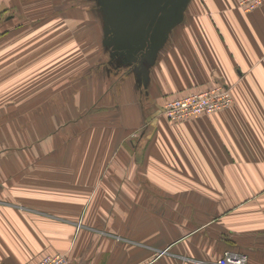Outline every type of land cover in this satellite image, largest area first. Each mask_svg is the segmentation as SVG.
<instances>
[{
	"label": "crops",
	"instance_id": "1",
	"mask_svg": "<svg viewBox=\"0 0 264 264\" xmlns=\"http://www.w3.org/2000/svg\"><path fill=\"white\" fill-rule=\"evenodd\" d=\"M60 1L0 0V264H216L227 250L264 264V5L192 0L152 71L158 113L127 133L91 114L60 124L61 110H91L85 88L76 106L60 99L102 56ZM222 84L228 109L159 116Z\"/></svg>",
	"mask_w": 264,
	"mask_h": 264
},
{
	"label": "water",
	"instance_id": "2",
	"mask_svg": "<svg viewBox=\"0 0 264 264\" xmlns=\"http://www.w3.org/2000/svg\"><path fill=\"white\" fill-rule=\"evenodd\" d=\"M94 1L104 54L109 60L120 57L124 67H133L135 87L147 95L152 71L174 31L185 22L192 0Z\"/></svg>",
	"mask_w": 264,
	"mask_h": 264
},
{
	"label": "rangeland",
	"instance_id": "3",
	"mask_svg": "<svg viewBox=\"0 0 264 264\" xmlns=\"http://www.w3.org/2000/svg\"><path fill=\"white\" fill-rule=\"evenodd\" d=\"M67 4L73 6L71 7V9L77 10V13L74 12L75 14H72L73 15L72 17L74 18L76 25L81 24V25H84L86 28L90 26L89 29L91 30V33H92V41L94 42V45L95 44L99 45L98 46L99 53L102 56L100 58L101 60L98 63H95L96 65L92 69L93 72H91L90 74L87 73L85 78H83L84 80L77 79L75 81L73 80L74 84L73 82L70 83L72 84L70 88H73V89H71L72 92L68 96L69 98L67 97L68 99L66 100L65 97H62L60 99L63 102L62 104L63 106L61 105L62 107H64V105H68L67 103H70V105H73V104L75 105L74 102L78 103L77 101L78 95L77 94L75 95V93L77 92L75 90H79L78 88H81V87L85 88L86 89L85 94L81 96H82L84 103L89 102L91 110H89V108H87V106L84 104H82L83 108H80L79 106L75 105L76 108H79V109H77V111L74 112V109L72 108L71 112H73V115L70 117L67 116L68 111L63 112L61 110L60 124L62 125L65 122L66 124L68 123L70 125H73L75 123L74 122L75 120L78 121L79 119H82L85 115L89 117L91 114V115L97 116L96 118L98 119V121L100 119L108 120L109 124L112 125L113 128L118 124H120L121 127L122 125H124L123 128L127 130V133L128 131L130 133L131 129L125 126L126 121L132 120L133 117L136 116V118L139 117L141 119L142 121L141 125H143L139 128L138 131H141V132L142 130L147 131L151 127V125H149V122L147 121V118H149L155 112L158 113V110L157 108L153 107V105L151 104L152 103L151 95L147 96L144 92L141 93L142 95L141 94L139 95V90L136 89L135 87V82H134L133 77L124 78L119 75V72L117 74L115 72L114 74L113 72L110 73L108 70H106L109 57L106 54H104L105 51L102 46V38L100 39V37H102V34H103L102 28L100 25H98L97 23L98 21L93 16L94 13L97 12V6H96L95 1L94 0H71L68 2L60 1L59 3H57L58 6H63ZM78 7L86 8V11H85L86 13L84 15L85 16L84 18L78 15L79 13ZM38 16H40L39 19H43L42 14H39ZM176 31L177 29L174 31L173 36L171 37L169 41V44L167 46L168 48L173 46V43L176 38L174 37V34ZM6 33L9 34L12 32H6ZM0 37H3V36H0ZM53 98L54 96L49 95V97L47 98L48 102L52 103ZM58 102L59 101H57L56 103ZM101 113H106L108 118H106V115L101 116L100 115ZM159 116L161 115L159 114ZM69 120L71 122H68ZM65 128L66 129L64 130H67V126H65ZM70 130L71 131H68L67 133L69 134V136L70 134L72 135L73 133L72 128Z\"/></svg>",
	"mask_w": 264,
	"mask_h": 264
},
{
	"label": "built area",
	"instance_id": "4",
	"mask_svg": "<svg viewBox=\"0 0 264 264\" xmlns=\"http://www.w3.org/2000/svg\"><path fill=\"white\" fill-rule=\"evenodd\" d=\"M239 7L251 13L264 5V0H239ZM231 88L217 85L202 93L187 95L167 103L160 115L172 122H181L199 117H210L228 109L233 104ZM216 264H249L246 253L225 251ZM66 254H54L43 257L37 264H70Z\"/></svg>",
	"mask_w": 264,
	"mask_h": 264
},
{
	"label": "flooded vegetation",
	"instance_id": "5",
	"mask_svg": "<svg viewBox=\"0 0 264 264\" xmlns=\"http://www.w3.org/2000/svg\"><path fill=\"white\" fill-rule=\"evenodd\" d=\"M124 59L120 58V57H116V58H113L111 60V57H110V60H109V64L107 65L106 67V70H108L110 73L113 72L116 74L119 72V75L122 76V77H133V74H134V70H133V67H124L122 65L121 62H123ZM118 76V75H117ZM123 79V78H122Z\"/></svg>",
	"mask_w": 264,
	"mask_h": 264
},
{
	"label": "trees",
	"instance_id": "6",
	"mask_svg": "<svg viewBox=\"0 0 264 264\" xmlns=\"http://www.w3.org/2000/svg\"><path fill=\"white\" fill-rule=\"evenodd\" d=\"M177 99V98H176Z\"/></svg>",
	"mask_w": 264,
	"mask_h": 264
}]
</instances>
